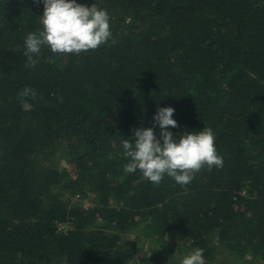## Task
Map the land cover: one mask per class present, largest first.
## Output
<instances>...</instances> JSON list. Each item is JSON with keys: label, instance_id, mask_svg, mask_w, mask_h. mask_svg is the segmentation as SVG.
<instances>
[{"label": "trees", "instance_id": "1", "mask_svg": "<svg viewBox=\"0 0 264 264\" xmlns=\"http://www.w3.org/2000/svg\"><path fill=\"white\" fill-rule=\"evenodd\" d=\"M76 2L107 11L111 39L79 55L44 46L28 67L43 0H0V264H135L121 235L141 223L206 264L210 237L264 264V0ZM167 107L175 137L213 130L222 168L183 186L125 172L122 140ZM59 144L72 175L50 164ZM84 191L91 206L70 204Z\"/></svg>", "mask_w": 264, "mask_h": 264}, {"label": "clouds", "instance_id": "2", "mask_svg": "<svg viewBox=\"0 0 264 264\" xmlns=\"http://www.w3.org/2000/svg\"><path fill=\"white\" fill-rule=\"evenodd\" d=\"M44 11L40 16L43 30L31 32L26 36L24 56L26 66L35 67L44 46L53 53L77 54L96 50L107 43L111 37L109 14L96 4L90 7L78 4L76 0H43ZM112 43H116L112 40ZM53 63L51 59L48 61ZM36 92L25 87L19 93V99L24 110L31 105L30 99H36ZM175 109L172 107L158 108L153 117V127L134 129L135 143L123 139L122 146L126 158V173L140 170L143 177L154 184H159L164 175L173 178L181 186L187 185L202 168L211 170L223 167V158L217 155L215 136L211 128L200 132L185 131L175 137L169 128H177V122L172 118ZM160 128L159 136L154 128ZM178 138V139H177ZM204 250L197 248L185 256L182 264H205Z\"/></svg>", "mask_w": 264, "mask_h": 264}, {"label": "rangeland", "instance_id": "3", "mask_svg": "<svg viewBox=\"0 0 264 264\" xmlns=\"http://www.w3.org/2000/svg\"><path fill=\"white\" fill-rule=\"evenodd\" d=\"M70 154L64 145L59 144L58 151L53 155L50 164L61 171L73 174V168L69 164ZM69 195H65L67 199ZM95 197L90 192L84 191L70 198L69 202L78 206H91ZM65 228V226L63 225ZM121 241L123 246L131 251L135 264H182V260L191 251H187L174 235L162 237L153 236L146 224H139L125 233ZM212 247L211 264H262L261 261L251 255L239 256L235 251L225 248L216 238L210 237ZM206 264V262H205Z\"/></svg>", "mask_w": 264, "mask_h": 264}, {"label": "built area", "instance_id": "4", "mask_svg": "<svg viewBox=\"0 0 264 264\" xmlns=\"http://www.w3.org/2000/svg\"><path fill=\"white\" fill-rule=\"evenodd\" d=\"M63 228H62V226H60L59 228H58V230H62Z\"/></svg>", "mask_w": 264, "mask_h": 264}]
</instances>
